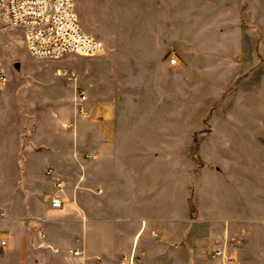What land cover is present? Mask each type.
I'll return each instance as SVG.
<instances>
[{
    "label": "crops",
    "instance_id": "obj_1",
    "mask_svg": "<svg viewBox=\"0 0 264 264\" xmlns=\"http://www.w3.org/2000/svg\"><path fill=\"white\" fill-rule=\"evenodd\" d=\"M100 7L101 28L78 19L103 52L27 179L0 182V264H219L230 237L233 264H264V0Z\"/></svg>",
    "mask_w": 264,
    "mask_h": 264
},
{
    "label": "rangeland",
    "instance_id": "obj_2",
    "mask_svg": "<svg viewBox=\"0 0 264 264\" xmlns=\"http://www.w3.org/2000/svg\"><path fill=\"white\" fill-rule=\"evenodd\" d=\"M104 1L75 0L80 21L101 28L100 6ZM109 25L105 21V26ZM88 57L93 56L69 53L59 58H32L22 28L3 27L0 19V59L8 76L3 91L10 107L6 114H0V182L16 184L27 179V168L37 160L33 152L37 147L30 139L44 134L41 127L50 121L53 109L71 102L68 96L72 85L84 77ZM63 69L73 72L76 80L66 79L60 73ZM10 192L1 191L0 198H7Z\"/></svg>",
    "mask_w": 264,
    "mask_h": 264
},
{
    "label": "built area",
    "instance_id": "obj_3",
    "mask_svg": "<svg viewBox=\"0 0 264 264\" xmlns=\"http://www.w3.org/2000/svg\"><path fill=\"white\" fill-rule=\"evenodd\" d=\"M0 19L3 27L22 28L25 47L32 58H59L69 53L95 56L103 52V42L83 31L78 20L75 0H1ZM170 64L176 63L170 58ZM66 79L76 80L73 72L63 69L60 72ZM8 76L0 59V92L5 88ZM78 100H85L83 90H78ZM49 172H52L48 169ZM60 187V183H56ZM51 207H59V198H51ZM233 238L223 245L210 248L209 254L218 259L219 264H233L226 246L232 245ZM5 237L0 236V246L5 245ZM77 253V252H76ZM138 256L131 252L123 255L121 264H135Z\"/></svg>",
    "mask_w": 264,
    "mask_h": 264
}]
</instances>
